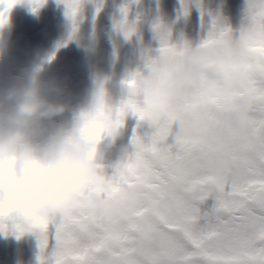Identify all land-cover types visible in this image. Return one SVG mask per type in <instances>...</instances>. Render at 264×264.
<instances>
[{"label": "snow or ice", "instance_id": "1", "mask_svg": "<svg viewBox=\"0 0 264 264\" xmlns=\"http://www.w3.org/2000/svg\"><path fill=\"white\" fill-rule=\"evenodd\" d=\"M43 2H34L33 11ZM61 2L75 20L81 0ZM122 11L127 25V9ZM246 20L236 36L214 19L200 45L218 49L219 63L240 72L245 89L256 98L246 135L236 132L233 120L237 94L218 97L215 82L190 62L189 46H169L162 37L159 55L148 59L147 72L167 78L172 70L187 71L189 96L183 101L144 97V103L159 110L162 118L149 124L153 132L147 140L133 135L131 143L141 147L129 174H111L105 183L81 193L82 203L63 220L52 221L32 207L4 204L0 199V233L7 235L12 229L19 239L24 233L16 216L32 221L39 264H264V0H247ZM5 23V11H0V27ZM156 30H161L159 25ZM144 76L136 72L125 83L134 89ZM129 114L139 122L147 120L134 90L115 113L116 122L123 123ZM203 118L214 125L210 142L189 140L180 133L185 119ZM173 125L179 131L169 144ZM137 184L148 192V203L125 220L111 217L99 206L106 194ZM209 199L214 204L202 210Z\"/></svg>", "mask_w": 264, "mask_h": 264}, {"label": "clouds", "instance_id": "2", "mask_svg": "<svg viewBox=\"0 0 264 264\" xmlns=\"http://www.w3.org/2000/svg\"><path fill=\"white\" fill-rule=\"evenodd\" d=\"M19 5L35 6L33 0L0 4L5 13ZM72 39L82 44L87 41L79 31L73 32ZM7 51V41L0 35V57ZM219 54L213 46H189L187 51L190 62L215 82L218 97L237 94L238 110L233 120L236 132L246 135L256 98L245 89L240 72L226 70L219 63ZM128 78L116 81L121 99L106 83L94 86L89 92L88 108L74 118L70 127L54 123L69 109L63 99L67 89L61 83L45 81L36 73L23 86L0 89V199L4 204L29 206L43 218L63 220L69 210L80 206L81 193L107 181L109 175L101 161L123 135L128 115L118 124L115 113L130 91L134 90L137 101L144 105L147 124L159 122L162 117L159 110L144 103L145 96H166L173 101L189 96L190 77L185 70H172L167 78L159 73L148 74L137 81L134 89L126 85ZM180 133L189 140L210 142L214 125L207 118L185 119ZM140 147L132 143L125 147L113 165L112 175H128ZM148 196L144 186L137 184L106 194L99 206L123 221L141 204L148 203ZM16 219L24 234L35 232L32 221L19 215Z\"/></svg>", "mask_w": 264, "mask_h": 264}, {"label": "bare ground", "instance_id": "3", "mask_svg": "<svg viewBox=\"0 0 264 264\" xmlns=\"http://www.w3.org/2000/svg\"><path fill=\"white\" fill-rule=\"evenodd\" d=\"M33 2L39 3L40 0ZM3 3L7 0H0V4ZM21 6L26 14L6 15L11 29L18 30V34L25 38L13 40V30L7 37L3 36L8 51L0 57V89L23 86L33 74L38 73L45 81H57L66 87L63 99L70 104V109L72 93H81L83 96L77 112L72 114L68 109L63 116L57 117L54 123L58 127H70L74 118L88 108L90 98L86 95L94 86L106 83L120 99L122 93L118 88L116 90V81L134 74L135 69L147 63L150 57H157L162 37H166L169 46L182 48L187 44L197 47L207 40L214 19L218 26L230 27L236 36L247 24V0H81L75 20L69 17L61 0H44L35 11L34 6ZM38 8L50 12V15L38 14ZM125 8L127 25L123 24L122 10ZM175 9L178 11L174 12ZM3 10L0 6V11ZM157 25L160 31L156 30ZM64 30L68 36L79 31L87 41L82 44L72 40L70 46H63L58 37ZM128 31L132 32L131 36L125 35ZM37 34L44 38V44L35 42ZM79 48L97 52L96 59L77 61L74 54ZM113 50L118 51L115 64L111 63L108 53ZM132 56H136V60L132 61ZM133 117L132 114L126 117L118 145L101 161L108 175L112 174L113 165L123 149L131 144L132 134L139 132ZM178 131L179 126L173 125L169 144L174 143V134ZM213 204L214 200L209 199L201 208L207 210ZM50 231H54L51 226ZM35 237L26 233L18 239L12 229L7 235L0 233V264H39V242ZM54 244V240L50 241L49 254Z\"/></svg>", "mask_w": 264, "mask_h": 264}, {"label": "rangeland", "instance_id": "4", "mask_svg": "<svg viewBox=\"0 0 264 264\" xmlns=\"http://www.w3.org/2000/svg\"><path fill=\"white\" fill-rule=\"evenodd\" d=\"M176 10V9H175ZM175 10H173V11H175ZM46 16H49V15H46ZM226 27H228V26H226ZM228 28H230V27H228ZM203 42V41H202ZM201 42V43H202ZM201 45V44H200ZM199 45V46H200ZM158 49H160V48H158ZM157 49V50H158ZM159 52V51H158ZM116 53H117V56H118V51H116ZM158 55H159V53H157ZM113 64H115V63H113ZM138 69H139V67L138 68H136L135 70L136 71H138ZM127 77H129V76H127ZM86 80H89V78L88 77H86ZM89 92H90V90H89ZM81 96H83L81 93H72V95H71V101H72V103L71 104H75V105H81V103H79V101H78V99H79V97H81ZM86 97L87 98H89V94L88 95H86ZM70 105V104H69ZM74 107V106H73ZM69 109H70V107H69ZM74 110H72V109H70V112L72 113ZM132 121L136 124V127H138V129H139V132H138V135L139 136H144L145 138H148L150 135H151V133L153 132V129L151 130L148 126H146L145 124H139L138 123V118L136 117V116H134L133 117V119H132ZM148 128V129H147ZM134 134H136V133H134ZM134 134H132V137H133V135ZM141 134V135H140ZM37 244H39V243H37Z\"/></svg>", "mask_w": 264, "mask_h": 264}]
</instances>
